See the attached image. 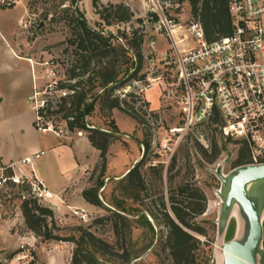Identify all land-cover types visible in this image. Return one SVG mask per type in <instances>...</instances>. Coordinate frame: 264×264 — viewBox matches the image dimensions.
<instances>
[{
	"label": "rangeland",
	"instance_id": "1",
	"mask_svg": "<svg viewBox=\"0 0 264 264\" xmlns=\"http://www.w3.org/2000/svg\"><path fill=\"white\" fill-rule=\"evenodd\" d=\"M117 3H123L135 12L130 21H113L110 25L101 21L86 22L90 27L101 30L103 36L107 37L109 33L117 35L118 39L111 38L112 45L128 48L127 62L121 66L120 62L116 64L119 71L116 79H122V82L116 83L110 92V99H118L126 112L105 107L101 97L106 92H102L98 78L88 81L87 74L78 78L87 96L93 93H100L101 96L95 102L94 110L85 118V123L102 130L117 131L108 146L105 166L102 169L99 162L90 182L91 187L98 186L97 196L101 204L91 212H86L88 218L83 221L80 213L75 214L77 208L66 213L65 219L61 220L55 217L51 208L40 203L39 206L52 211L46 223L48 232L55 237L53 239H43L26 226L22 200L17 197L13 202L6 201L0 208V225L6 221L11 222L5 224V228L7 235L16 232V251L21 243L33 245L35 264L44 263L36 255L39 242L49 243L47 251L54 249L51 244L60 245L68 251L58 264H72V256L78 247L91 252L98 261L105 264H172L163 242L167 228L162 223L161 202L173 216L171 197L176 202L182 198L189 199L190 193L197 188L205 196L206 209L203 214L191 220L204 230V234L192 231L199 240L193 249L192 264H223L221 245L235 237L237 219L244 221V218L240 209L234 206L224 225H221V176L228 175L235 168L234 162L241 144L224 139L217 129L209 126L178 130L183 125L178 95L170 85V69L159 58V50L167 48L168 42L155 31L152 20H149L150 14L161 8L176 19L184 20L191 16L190 4L183 1L176 6L174 4L177 1L168 0H126ZM82 6L89 12L90 0H82ZM76 8L78 13L83 14L79 0L75 4L70 0H7L0 3V30L4 28L7 37L15 34L16 40L22 42L31 45L36 42L33 63L38 67L36 72L42 75L40 92L45 91L50 81L55 80L59 88L66 89V85L77 81L69 79V69L78 63L79 58L75 46L70 42L75 39L78 17ZM29 21L31 24L28 27L21 24ZM41 23L43 26L38 28ZM134 30L136 35H142V43L140 68L132 76L135 67L131 66L133 61L138 62V58L128 41ZM112 56L109 54L103 61L111 60ZM127 68L129 72L125 75ZM29 89L31 91V84ZM37 99H46L40 124L51 122L53 130L60 135H66L67 132L88 133L78 129L68 130L62 112L46 114V107H50V110L59 108L60 97L57 94H40ZM68 107L69 103H66L63 108ZM36 135H41L39 130L36 134H28L26 138L31 139ZM46 139L58 140L52 132H48ZM136 165H139L142 178V184L138 187L121 180ZM179 187H184V192H180ZM115 211L124 218L116 216ZM142 213L144 217H140ZM261 217L264 228V204ZM84 232L92 233L106 243L108 253L101 254L85 241H81L80 245L77 240ZM33 236L36 240L31 238ZM97 245L103 246L102 243ZM258 264H264V240Z\"/></svg>",
	"mask_w": 264,
	"mask_h": 264
},
{
	"label": "built area",
	"instance_id": "2",
	"mask_svg": "<svg viewBox=\"0 0 264 264\" xmlns=\"http://www.w3.org/2000/svg\"><path fill=\"white\" fill-rule=\"evenodd\" d=\"M154 12L157 19L153 28L168 42L167 48L159 50V58L170 69V85L178 95L183 118L178 130L215 128L224 139L247 148L248 164L264 163V0H228L232 31L212 42L205 39L198 19H176L162 8ZM21 24L28 27L31 22ZM45 93L63 97L74 90L59 88L54 80L45 91L34 92L30 98L38 130L59 135L51 122L40 124L39 110L44 108L46 99L38 100L37 96ZM38 156L36 152L0 164V208L16 197L22 201L34 199L53 208L55 194L33 166ZM76 213L83 221L88 218L82 209ZM33 251V245L27 242L21 243L17 251H0V264H35Z\"/></svg>",
	"mask_w": 264,
	"mask_h": 264
},
{
	"label": "trees",
	"instance_id": "3",
	"mask_svg": "<svg viewBox=\"0 0 264 264\" xmlns=\"http://www.w3.org/2000/svg\"><path fill=\"white\" fill-rule=\"evenodd\" d=\"M77 0H70L72 4H75ZM167 1V0H166ZM183 2L187 1L191 7V17L198 19L204 31L205 39L212 42L220 37L228 36L232 31V25L228 13V0H168ZM94 12L98 14L101 22L106 25H110L111 22H128L133 17V11H131L123 3H109L107 6L100 3L99 0H91ZM75 12L78 13L77 8ZM151 20L154 22L157 19L155 13H151ZM138 21H142L141 18H137ZM75 26V39L71 40V44L75 46V51L79 55L77 59L78 63L73 65L69 69V79H77L75 83L66 85L68 89H73L74 93L60 97L59 108L56 110H50V107H46V114L52 115L62 112V118L66 121L68 130L78 129L79 131H87V138L98 151L99 161L93 169L92 175L96 171V167L99 162L101 168L105 166L106 152L109 144L111 143L115 129L102 130L99 128L91 127L85 123V118L94 110V105L97 99H99L100 93H93L87 96V91L80 87V77L85 74L88 75L87 79H99L98 84L102 89V92H106L103 97L105 107L112 109L117 108L126 112L121 106L118 99H110V92L114 89L115 84L122 82V79L117 80L116 77L119 73L116 64L119 62V66L125 64L128 60L126 54L128 48L124 46L112 45L111 38L118 39L117 35L109 33V35L103 36L101 30H96L90 27L84 15L78 13ZM142 43V35H136V30L132 31V37L128 41L131 47L135 49V56L138 58V62L133 61L131 67L134 68L135 76L136 72L140 68L141 52L140 45ZM109 54H112V59L105 62L103 59ZM123 58V59H122ZM122 59V60H121ZM93 67H90L92 66ZM129 72V68L125 69V75ZM62 86V85H60ZM66 103H69V107L64 109ZM43 109L39 110V114L42 115ZM115 128V125H113ZM205 153V150H203ZM217 153L214 152L215 156ZM249 154L244 145H241L237 159L234 162V167L248 164ZM124 182H129L130 185L138 187L142 184V178L139 172V165L131 168L122 178ZM184 187H179L180 192H184ZM98 186L85 189L82 192L84 199L95 206L101 204L97 196ZM189 199L183 198L179 201H174V198L170 199V209L173 214L170 215L165 207L164 203L162 210V223L167 228L166 235L163 240L164 247L168 250V257L172 264H192L194 261L193 249L199 244V240L192 234L193 232L204 234V230L201 226L191 221L193 218L203 214L206 209L205 196L197 188H194V192L190 193ZM22 212L26 226L33 231L37 236H41L43 239L55 238L48 232L46 218L52 216V211L46 207L39 206L34 199H24L22 201ZM123 211V210H122ZM118 217L124 218L120 213L114 212ZM140 217H144V214H140ZM43 229V231H42ZM186 229V230H184ZM264 240V239H263ZM87 242L92 247L96 248L101 254L108 253L106 249V243H103L100 239L95 237L92 233L84 232L77 242L81 245L82 242ZM97 243H102V247H98ZM72 264H105L98 261L94 255L89 251L82 249H76L72 256Z\"/></svg>",
	"mask_w": 264,
	"mask_h": 264
},
{
	"label": "crops",
	"instance_id": "4",
	"mask_svg": "<svg viewBox=\"0 0 264 264\" xmlns=\"http://www.w3.org/2000/svg\"><path fill=\"white\" fill-rule=\"evenodd\" d=\"M99 1L102 4L126 2ZM79 3L88 23L90 20L95 23L101 21L94 12L91 0L89 12L83 8L82 0ZM35 43L31 45L16 40L15 34L7 37L4 28L0 30V164L38 152L39 156L33 162L34 169L55 194L51 201L52 210L56 218L63 220L66 213L76 208L85 212L95 209V205L84 199L82 192L91 187L99 151L92 146L87 134L81 132H67L66 135L52 132L58 140L50 141L46 139L48 132L26 138L28 134L38 131L35 126L36 111L30 101L34 92L41 91L39 87L42 82V75L36 72L38 67L33 63ZM5 224L0 225V251H12L16 248V232L7 235ZM31 238L36 240L34 236ZM31 238L27 240L33 242ZM39 243L36 255L43 264H58L67 255L68 251L60 245L51 244L54 249L47 251L49 243Z\"/></svg>",
	"mask_w": 264,
	"mask_h": 264
},
{
	"label": "water",
	"instance_id": "5",
	"mask_svg": "<svg viewBox=\"0 0 264 264\" xmlns=\"http://www.w3.org/2000/svg\"><path fill=\"white\" fill-rule=\"evenodd\" d=\"M41 26L43 23L38 28ZM221 182L219 192L222 200L221 225H224L227 215L234 206L240 209L245 224L242 239H236L235 235L221 245L222 262L258 264L264 236L261 217L264 202V163L237 166L228 175L221 176ZM238 226L237 219V230Z\"/></svg>",
	"mask_w": 264,
	"mask_h": 264
},
{
	"label": "bare ground",
	"instance_id": "6",
	"mask_svg": "<svg viewBox=\"0 0 264 264\" xmlns=\"http://www.w3.org/2000/svg\"><path fill=\"white\" fill-rule=\"evenodd\" d=\"M262 204H264V202ZM244 234H245V224H244V221L240 219L238 230L236 233V239H239V240L242 239L244 237Z\"/></svg>",
	"mask_w": 264,
	"mask_h": 264
}]
</instances>
